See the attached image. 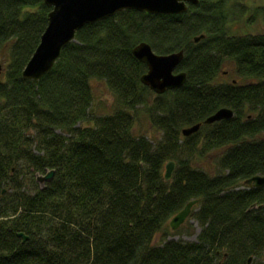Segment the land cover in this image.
<instances>
[{
    "label": "trees",
    "instance_id": "trees-1",
    "mask_svg": "<svg viewBox=\"0 0 264 264\" xmlns=\"http://www.w3.org/2000/svg\"><path fill=\"white\" fill-rule=\"evenodd\" d=\"M243 1L199 0L180 16L124 11L86 25L34 82L21 73L51 9L0 0V264H264V186L245 185L264 176V34L224 28L227 4ZM251 15L264 24V6ZM140 43L158 55L184 51L183 87L149 102L147 69L132 55ZM227 65L235 81L223 80ZM94 81L113 97L111 114L93 111ZM140 106L155 143L133 131ZM224 108L231 119L204 124ZM201 134L202 151L218 152L216 176L190 165ZM169 161L176 169L165 182ZM47 170L54 177L41 190L35 175ZM191 201L197 242L154 246Z\"/></svg>",
    "mask_w": 264,
    "mask_h": 264
},
{
    "label": "water",
    "instance_id": "water-1",
    "mask_svg": "<svg viewBox=\"0 0 264 264\" xmlns=\"http://www.w3.org/2000/svg\"><path fill=\"white\" fill-rule=\"evenodd\" d=\"M51 10L47 17V25L40 37L32 57L23 69L21 76L25 80L37 82L47 75L56 64L62 50L75 42L77 32L86 25H93L105 19L114 17L124 11H135L149 16H180L188 11V6H195L199 0H42ZM204 36L194 39L198 43ZM133 57L145 65L147 71L140 82L156 96L167 91H174L186 82V74L177 71L183 61L184 51L167 55L154 53L147 43H140L132 50ZM3 66L0 62V76ZM233 117L229 109H220L204 121L211 125ZM200 124L185 128L181 131L184 137H190L198 132ZM175 163L169 161L164 168V180L170 181L174 172ZM54 177V171H46L45 175L36 174L35 181L41 190ZM246 186L253 185L258 188L264 186V176H254L245 181ZM197 201L189 202L170 221L171 231L178 230L188 219L193 206ZM22 244L28 237L22 233L17 234ZM252 258L246 264H251Z\"/></svg>",
    "mask_w": 264,
    "mask_h": 264
},
{
    "label": "rangeland",
    "instance_id": "rangeland-1",
    "mask_svg": "<svg viewBox=\"0 0 264 264\" xmlns=\"http://www.w3.org/2000/svg\"><path fill=\"white\" fill-rule=\"evenodd\" d=\"M233 2H230L226 6V9L228 10V13L225 16L224 25L226 32L230 36H241L245 34L255 35L261 33L264 34V24H262V22L257 17L255 18L251 15V13L255 9L264 6V0H244L243 3L239 5L234 4ZM237 10L241 14L238 13ZM250 20L251 22H248ZM223 72H226V74L223 75L224 81H231L235 79V77L231 74V66H225L223 68ZM92 90L94 96L92 109L95 114L97 116H101L103 114H111L114 110V99L107 91V87L105 86V84L101 81H94L92 82ZM155 97L156 95H153L149 102H151V100ZM133 131L137 136H145L153 143L158 141V139L160 138V134L156 132L149 124L147 110L141 106L137 108ZM179 135L181 138H183L181 133ZM203 137L204 135L201 134L195 139V141H199V147L198 151L194 153L195 156L193 155L192 159L190 160V165L195 170L203 171L210 176H216L220 174L221 170L218 166V152L202 151L201 139ZM175 169L176 168H174V171ZM163 175L164 169L162 170V176ZM245 188L246 187H239L238 189ZM195 206H193L191 209L192 214L190 213V216L187 219L188 221L178 231L171 232L169 227L164 228L155 235L152 244L154 246H158L165 241H181L188 243L197 242V238L200 233V227L193 217L194 213L197 212V204Z\"/></svg>",
    "mask_w": 264,
    "mask_h": 264
},
{
    "label": "flooded vegetation",
    "instance_id": "flooded-vegetation-1",
    "mask_svg": "<svg viewBox=\"0 0 264 264\" xmlns=\"http://www.w3.org/2000/svg\"><path fill=\"white\" fill-rule=\"evenodd\" d=\"M251 186L253 187V185H250V187H251ZM254 188H255V187H254ZM182 226H183V225H182Z\"/></svg>",
    "mask_w": 264,
    "mask_h": 264
}]
</instances>
